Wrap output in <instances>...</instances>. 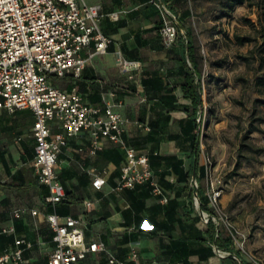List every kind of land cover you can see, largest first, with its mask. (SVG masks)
I'll list each match as a JSON object with an SVG mask.
<instances>
[{
    "label": "crops",
    "instance_id": "crops-1",
    "mask_svg": "<svg viewBox=\"0 0 264 264\" xmlns=\"http://www.w3.org/2000/svg\"><path fill=\"white\" fill-rule=\"evenodd\" d=\"M86 1L101 4V29L113 42L107 53L88 61L78 82L81 93L95 105H103L105 97L125 118L123 137L128 144L150 156H178L189 177L179 180L172 167L152 166L155 179L169 197L167 202L155 196L149 184L134 189H117L120 168L126 158L125 150L116 142L103 139L97 153L91 155L88 152L89 136L83 132L70 139L59 155L57 171L66 195L56 212L60 216L84 215L86 240L104 242L108 250L120 258H125L134 248L143 259L154 264H240L235 256L250 264L247 257L232 250V243L223 233L217 242L214 223L203 219L190 180L194 176L199 180L198 194L204 199L206 180L200 175V158L196 163L189 142L179 144L160 134L156 136L157 142L147 139L152 130L150 123L167 112L159 104L157 93L145 90L143 70H159L166 82L177 86V104L190 103L182 97L181 90L185 75L183 41L177 38L172 46L165 44L160 33V14L153 0ZM170 3L171 9L178 12L175 2L170 0ZM114 11L119 12L118 19L110 16ZM88 53L89 48H85L83 55ZM117 53L141 63L134 81L120 72ZM57 84L71 87L68 79L58 80ZM171 116L169 132L178 134L181 132L180 120L187 113L180 107L171 111ZM34 120L33 112L28 109L15 113L0 112V222L13 224L15 228V233L3 235L0 239L2 248L13 243L15 236H25L33 243L25 251L21 264H47L54 248V233L45 218L47 212L53 211L44 205L48 188L38 183L31 167L36 145L32 133ZM146 125L151 129L147 130ZM80 148L84 151L81 152ZM98 175L104 177L105 183L95 188L93 180ZM86 200L93 202L90 208L86 207ZM230 200L231 194L224 192L223 205L229 204ZM18 208L28 211L22 218L14 219L12 212ZM32 209L39 210V214L33 215ZM214 245L231 254L218 255ZM201 246H211L214 253L206 254ZM192 249L198 251L192 252ZM106 256L105 252L94 254L91 264H106Z\"/></svg>",
    "mask_w": 264,
    "mask_h": 264
},
{
    "label": "built area",
    "instance_id": "built-area-1",
    "mask_svg": "<svg viewBox=\"0 0 264 264\" xmlns=\"http://www.w3.org/2000/svg\"><path fill=\"white\" fill-rule=\"evenodd\" d=\"M160 14V33L167 46H172L179 35V14L164 0H153ZM102 6L86 0H0V112L28 109L34 114L32 127L36 141L35 156L31 162L37 181L48 188L44 205L53 211L45 214L53 231L54 248L47 264H91V258L99 252L107 253L108 264H154L141 257L132 249L125 258L108 250L102 241H87L84 234V215L60 216L56 212L58 204L66 195L65 186L59 172V155L70 139L85 132L89 136L91 155L97 153L99 143L109 139L125 150L126 158L121 165L120 181L117 189H134L149 184L151 192L162 202L169 197L165 189L155 179L150 155L127 143L123 137L125 118L113 109L104 97L103 105L88 102L81 93L78 82L88 61L96 55L105 54L113 39L105 35L100 21ZM114 19L119 12L110 13ZM183 33H185L182 30ZM89 48L87 56L83 55ZM116 63L129 80L136 79L141 63L129 60L117 53ZM68 79L70 88L61 87L58 80ZM150 130V126L146 125ZM81 152L83 148L79 149ZM199 158L204 168L206 180V209L201 215L206 222H213L219 238L226 228L231 239L244 250V234L235 226L222 203L225 191L224 177L217 172L212 158L205 152L203 137ZM105 183L98 175L93 186L100 188ZM196 191V203L201 205L198 194L200 182L196 177L190 180ZM90 208L93 202L85 201ZM27 209L13 210L14 219L22 218ZM33 215L39 210L32 209ZM15 233L13 224L0 222V238ZM241 238L243 240H241ZM33 243L25 236H15L14 242L2 248L0 239V264H21L24 253ZM220 256L230 255L214 245ZM245 251V250H244ZM241 264L242 259L235 256ZM250 264H264L263 260L249 255Z\"/></svg>",
    "mask_w": 264,
    "mask_h": 264
},
{
    "label": "rangeland",
    "instance_id": "rangeland-1",
    "mask_svg": "<svg viewBox=\"0 0 264 264\" xmlns=\"http://www.w3.org/2000/svg\"><path fill=\"white\" fill-rule=\"evenodd\" d=\"M177 9L204 57V150L224 177V192L231 194L229 204H224L244 234L245 251L226 228L223 234L233 251L264 262V151L259 152L264 149V123L258 120L264 117V105L255 103L264 98V87L255 85L256 76L262 73L258 61L247 64L238 58V54H248L254 43L239 45L235 40V34L259 35L253 24L264 25V10L245 2L230 16L221 17L222 0H184ZM185 10L191 14L183 15ZM251 120L261 131L246 137ZM232 172L236 175L231 176Z\"/></svg>",
    "mask_w": 264,
    "mask_h": 264
},
{
    "label": "trees",
    "instance_id": "trees-1",
    "mask_svg": "<svg viewBox=\"0 0 264 264\" xmlns=\"http://www.w3.org/2000/svg\"><path fill=\"white\" fill-rule=\"evenodd\" d=\"M171 7L170 0H164ZM184 0H173L176 6L182 3ZM245 2H249V6H257L264 10V0H222V12L221 17L230 16L238 5ZM179 14V13H178ZM191 12L185 10V16H189ZM179 23L182 30H179L178 39L183 41L184 44V57L183 66L185 67L184 81L181 84L182 97L189 100L190 103L187 104H177L178 97L175 94L177 86L171 85L166 82L164 75L155 69H145L142 72V84L145 90L154 91L158 95L159 104L163 109L166 110V114L159 116L153 120L150 124L152 130L149 132L147 139L157 142V135L165 136L170 140H175L179 144L184 142H189L192 152L195 155L196 163L199 160L200 144L201 139L204 135L203 126L205 125V114L206 108L204 107L203 92H204V75L202 73V59L204 58L201 54V48L197 45L194 39V32L185 24L182 15L179 14ZM259 33L258 36L252 35H240L235 34V40L237 44L244 45L246 43H254L253 48L248 54H238V58L247 64L252 61H258L259 71L262 73L257 75L255 78V85L259 88L264 87V25L262 24L259 28L253 24ZM256 104L264 105V98H257L255 100ZM182 108L187 116L180 120L181 132L178 134H173L169 132L168 124L170 123L172 116L171 111ZM260 123H264V117L258 118ZM255 131H261L259 125L255 124V120H251L249 123V128L246 133V137ZM264 151L260 149L259 152ZM151 167L157 164H162L166 167H172L174 172L179 175V180H187L188 173L185 172L183 166V160L178 158L176 155H160L152 154L150 156ZM152 167V169H153ZM200 175L204 176V168L200 167ZM236 175L235 172L231 173V176ZM164 173L161 176V181H163ZM201 208L206 209V199L200 197ZM63 201V200H62ZM61 201V202H62ZM60 202V203H61ZM59 203V204H60ZM58 204V205H59ZM209 223H212L211 221ZM217 238V242H218ZM231 241H229L230 243ZM202 251L206 254L211 255L214 253L211 246L205 248L201 246ZM198 249H192V252H197ZM106 264H108L106 259ZM241 264V263H240ZM244 264H248L244 262Z\"/></svg>",
    "mask_w": 264,
    "mask_h": 264
},
{
    "label": "water",
    "instance_id": "water-1",
    "mask_svg": "<svg viewBox=\"0 0 264 264\" xmlns=\"http://www.w3.org/2000/svg\"><path fill=\"white\" fill-rule=\"evenodd\" d=\"M180 28H181V26H180ZM195 177V176H194Z\"/></svg>",
    "mask_w": 264,
    "mask_h": 264
}]
</instances>
